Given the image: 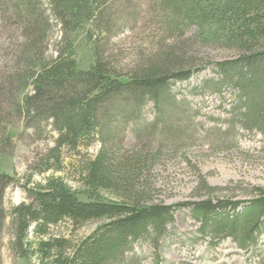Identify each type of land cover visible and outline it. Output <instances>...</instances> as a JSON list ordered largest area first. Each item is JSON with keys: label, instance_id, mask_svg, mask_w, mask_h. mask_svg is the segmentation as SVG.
<instances>
[{"label": "trees", "instance_id": "trees-1", "mask_svg": "<svg viewBox=\"0 0 264 264\" xmlns=\"http://www.w3.org/2000/svg\"><path fill=\"white\" fill-rule=\"evenodd\" d=\"M117 1L0 0V28L14 24L20 33L13 50L15 66L3 80L0 77V123L16 114L36 135L46 125L55 132L50 156L39 173L60 169L62 149L76 152L94 142L99 146L80 169L79 188L50 176L25 186L27 202L8 209L3 196L13 178L0 173V231L8 220L10 249L26 263L139 264L134 244L145 242L153 264H160L173 210L151 201L141 181L173 134L164 128L155 136L154 123L139 127L133 131L142 144L138 148L124 144L125 130L129 124L138 126L147 102L163 116V107L178 103L171 82L186 80L209 63H198L186 51L188 45L202 43L233 52L213 64L217 78L203 85L210 83L207 87L217 93L221 85L230 87L235 101L228 111L231 123L264 135V0H145L163 35L152 52L127 71L115 66L93 40L97 33L115 34L121 21L113 18ZM123 3L129 5L128 0ZM127 21L125 15L120 29ZM54 24L60 35L51 48ZM80 31L94 41V62L85 70L78 69L75 59ZM27 88L30 91L24 92ZM143 138L148 140L142 142ZM254 192L243 207L224 195L187 203L199 223L198 232L210 235V243L230 237L241 249L256 245L264 229V190ZM65 220L74 228L96 225L75 239L54 235L52 229ZM29 228L34 240L28 239ZM258 264H264L261 254Z\"/></svg>", "mask_w": 264, "mask_h": 264}, {"label": "rangeland", "instance_id": "rangeland-1", "mask_svg": "<svg viewBox=\"0 0 264 264\" xmlns=\"http://www.w3.org/2000/svg\"><path fill=\"white\" fill-rule=\"evenodd\" d=\"M123 1L115 2L113 18L123 24L126 15L128 26L120 29L121 25L117 24L112 32L115 34L104 36L97 33L93 35V40L100 50L110 54L115 66L127 71L152 52L162 33L146 9L145 0H128L129 5ZM51 21L55 23L54 19ZM19 34L14 24L0 28L1 80L15 66L12 57L20 40ZM59 35V25L54 24L51 48ZM93 45L94 41H88L84 31L77 33L74 51L78 69L85 70L93 64ZM186 51L198 63H209L196 69L188 79L171 82L170 91L178 103L163 107V116L158 117L153 104L147 102L137 121L138 126L129 124L125 130L124 144L138 148L142 144L137 142L133 131L139 127L146 129L147 124L154 123L155 136L164 128L173 134V140L152 159L150 169L141 181V188L147 190L151 201H161L173 210V222L167 226L168 233L162 239L159 251L160 264H258L260 254L264 259V229L257 244L248 250L239 248L230 237L210 243V235L198 232L199 223L192 217L187 205L206 195L212 198L224 195L229 201H240L243 207L253 198L255 188L264 190V135L256 130H243L231 123L228 111L235 101L230 87L221 85L220 93H217L207 87L210 83L203 85L205 80L217 78L213 64L228 59L233 52L202 43L190 44ZM29 91L30 88H27L24 92ZM2 104L5 110L3 101ZM55 137L49 125L42 127L36 135L31 128L23 125V120L16 114L0 123V173L13 178V184L3 196L5 209L27 202L24 187L43 183L50 176H60L71 188H79L80 169L87 159L95 155L98 143L81 147L76 152L62 149L58 162L60 169L39 173L44 160L50 156L49 149L53 147ZM146 140L143 138L142 142ZM95 225L88 222L74 228L65 220L52 231L56 236L75 239L92 232ZM28 239L34 240L31 228ZM10 242L9 223L5 220L0 231V264H34L33 260L26 263L16 258L10 249ZM133 252L138 256L139 264H153V254L145 242L135 243Z\"/></svg>", "mask_w": 264, "mask_h": 264}]
</instances>
